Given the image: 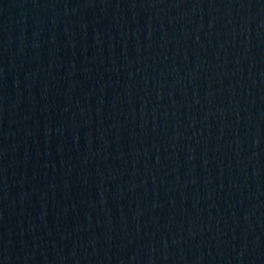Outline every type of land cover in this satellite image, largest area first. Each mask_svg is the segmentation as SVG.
I'll use <instances>...</instances> for the list:
<instances>
[{"label":"water","instance_id":"water-1","mask_svg":"<svg viewBox=\"0 0 264 264\" xmlns=\"http://www.w3.org/2000/svg\"><path fill=\"white\" fill-rule=\"evenodd\" d=\"M0 264H264V0H0Z\"/></svg>","mask_w":264,"mask_h":264}]
</instances>
